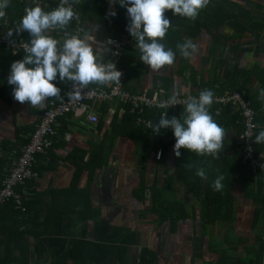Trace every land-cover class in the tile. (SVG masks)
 <instances>
[{"label": "crops", "instance_id": "0c3cea01", "mask_svg": "<svg viewBox=\"0 0 264 264\" xmlns=\"http://www.w3.org/2000/svg\"><path fill=\"white\" fill-rule=\"evenodd\" d=\"M16 1L23 7L21 13L18 11L21 17L24 15L25 6L32 3L38 4L44 11H50L60 5V0ZM255 2L257 0H207L195 19L179 14L172 16L169 25L173 33L180 38L179 44L191 41L195 45V51H200L198 56L193 54L187 59L192 68L203 74L204 82L209 81L206 77L218 80L220 84L227 80L234 81L240 70L250 68L252 61L253 67L258 64L264 68V52L255 56L250 53L248 59L243 62L247 65L240 64L237 68L236 64H233L236 60L230 53L228 62L223 58L224 47L218 43L222 36H242L238 28L231 27L236 21L237 9L252 13V16H242L241 20L252 21L263 14L260 5L257 8L253 6ZM94 3L95 7H90L87 17L82 21L84 33L81 37L85 34L96 36V41L90 42L96 62L102 65L113 64L112 48L107 44V39L120 38L125 33L127 22L124 21L123 14L121 17L123 9L111 5L109 0L105 1L102 10L98 0ZM74 13L76 14V10ZM104 13L107 17L102 20L99 17H103ZM110 13H115V19L111 18ZM3 30L1 35H8L7 29ZM61 31L63 30L60 28L51 29L49 35L57 33L58 42L62 43L65 34ZM24 35L29 39L27 32H24ZM12 36L16 37L17 33ZM170 38L166 33L161 43L166 48H171L177 56L179 50L177 46L173 48L169 45ZM128 46L134 48L135 41L131 40ZM225 49L227 52L229 48L226 46ZM7 50L6 48L0 62V188L4 169L13 164L25 142L30 141L44 108L57 103L63 97L66 99L71 83L55 81L60 93L56 97L45 99L37 106L14 100L11 96L12 86L7 84V76L2 75L6 70L9 72L11 63L22 59L25 53ZM139 57L140 55L133 63L132 72L128 73V76L127 72L117 67L120 61L115 66L125 72L130 92L150 97L165 96L167 99L173 95L176 97L186 93H198L200 88L187 82L185 76L179 73V67L174 70L175 62L153 71ZM205 60L207 64H217L218 68L223 65V71L218 73L216 67L211 72L208 71L202 64ZM235 68V74L231 75L229 72ZM200 78L201 75H198L196 80ZM108 85L89 86L100 90ZM260 90L261 84L254 80L251 93L263 104L262 115H258L259 124L255 135L264 127V98H260ZM123 104L118 99L95 104L88 102L83 108L58 121L53 147L37 156L35 169L39 174L38 178L28 182L22 189L25 210L19 209L12 202L0 207V264H148L142 257L143 248L153 251L154 259L150 264H264V171H259L258 175L253 173V179L248 181L249 175L239 173L238 170H228L231 168L230 162L224 159L229 156L232 160L233 146L238 143L239 130L234 126L226 127L222 148L215 157L209 156L218 160L220 167L226 166L223 175L216 172L214 179L201 178L200 188L193 185L194 180L191 184V179L186 183L173 179L162 189L167 177L175 175L177 156L173 147L159 161L156 159L157 151L141 153L140 147L129 138L119 137L107 165L94 171L86 165L102 143L105 133L111 131V121L116 112L120 117L123 115ZM104 109L107 111L105 115ZM145 109H140V115ZM90 112L99 116V122L101 119L106 120L102 130L89 121ZM118 144H125L126 149L135 148L126 154L137 155L136 167H145L141 172H124L128 162L122 163L120 160L114 164L117 165L116 169L110 171L114 169L110 167L114 166L113 158L119 152L116 151ZM106 148H110V142ZM256 148L258 158L264 162V143H256ZM202 161L211 162L208 157L202 158ZM80 166L84 167L83 170L80 168L81 171ZM147 166H152L151 179L145 173ZM208 170L210 168L204 169L205 173H210ZM143 176L147 189L152 187L162 190L161 193L164 192L168 199L184 203L186 211L190 214H198L206 207L218 214L224 212L228 217L225 220L216 219L206 223L199 217L196 220L186 219L179 221L171 230L168 222L161 224L150 213L151 193L147 191L143 198L136 194ZM217 177L222 178V190H214V194L216 197L221 194L222 197L218 199L222 201L216 199L210 202L206 198L212 182ZM210 191L212 192L213 188ZM123 198L126 200L121 203ZM125 201L128 204H124ZM130 207L132 212H139L138 219L146 221L139 219L137 232H133L129 239L124 230L129 227L126 221L123 222L124 227L120 226L122 234L118 238L112 236L115 226L118 225L113 224L112 217L118 214L121 220L126 219L127 214L131 212ZM149 226H155L156 237L153 238L151 234L146 238L145 233L149 232ZM133 237L140 241L138 245H142L135 250L131 247L134 245Z\"/></svg>", "mask_w": 264, "mask_h": 264}, {"label": "clouds", "instance_id": "9594fccd", "mask_svg": "<svg viewBox=\"0 0 264 264\" xmlns=\"http://www.w3.org/2000/svg\"><path fill=\"white\" fill-rule=\"evenodd\" d=\"M126 12L125 31L134 38L135 47L139 49V59L153 71L162 66L172 64L176 53L166 48L161 40L164 38L170 21L164 15L170 9L174 15L179 14L195 19L199 10L207 0H109ZM131 7H127V6ZM8 6V0H0V16ZM115 19V13L109 14ZM74 16L71 6L61 3L55 9L44 11L38 4L25 6L24 15L13 31L27 32L28 45L22 59L13 61L7 75V84L12 86L11 96L14 100L37 106L49 97H56L60 88L55 81H70L81 88L87 85L106 86L120 80V74L113 67L104 70L96 62L91 47L96 36L85 34L84 37L65 33V39L59 43L49 35V30L63 29ZM177 49L183 57H190L195 51L191 41L178 44ZM191 50V51H190ZM68 95H72L71 92ZM264 98V89L259 92ZM213 102V91L205 89L196 97H189L184 106L182 117L171 118L161 114L158 122L153 124L152 131L159 134L161 129H170L175 138L173 150L180 156L181 148H186L198 155L215 157L222 148L225 136L224 129L219 126L208 111ZM166 104H175L173 95ZM255 143H264V127L255 135ZM196 175L207 179L204 169L198 168ZM221 177L212 182V188H222Z\"/></svg>", "mask_w": 264, "mask_h": 264}, {"label": "trees", "instance_id": "16d2710c", "mask_svg": "<svg viewBox=\"0 0 264 264\" xmlns=\"http://www.w3.org/2000/svg\"><path fill=\"white\" fill-rule=\"evenodd\" d=\"M94 1H97V0H80V2L77 4L76 15L77 17L81 19V22L85 19V17H87V12L90 9V7H95ZM105 1L106 0H98V2H100L101 10H102V7ZM127 7H131V6H127ZM22 9L23 7L19 2L14 1V0H8V6L4 10V15L0 16V35L4 31L3 29L5 30L7 29V32H9V30L15 29V27L17 26L21 18V15L20 14L18 15V11L20 10L19 13H21ZM122 12L123 13H121V17L123 14L124 21L127 22L126 12L123 10ZM164 15L170 21L174 14L172 13V10L167 9L165 10ZM106 17L107 15L106 13H104L103 17H99V18L104 20ZM5 19H7L9 23L8 26H5L4 24V22L6 21ZM263 21H264V18H263ZM76 26H77V23L71 20L69 24L66 25L62 29L63 31H61V33L63 34L67 33L69 35H72L74 34L76 30ZM173 32H174L173 29L169 25L166 33L169 34V37H171L170 38L171 41H169V45L173 46L174 48L179 44L181 40ZM13 34L15 35L16 32L13 31ZM51 36L58 41L59 35L57 33H54ZM131 40L133 41L134 38H131ZM4 49L6 50L4 46L0 47V62L2 61V57L6 53ZM125 49H126L125 53L122 59L120 60V62L117 64V67L127 72V76H128L129 75L128 73L132 72L133 63L135 62L137 57L140 55V53H139L138 48H135V47L133 48L132 46H128ZM188 63L189 62L182 60L178 71L180 74L185 76L186 81L189 82L192 86L197 85L200 88L198 93H200V91L205 90V89H211L213 91V96L232 94L233 92H236V91L242 92L244 94L245 99L251 102L252 108L255 110V113L257 114L256 115V127H255V132H256L258 128V124H259L258 115L259 117L260 115H262L261 110H262L263 104L261 100H259L256 97V95H253L251 93V84L254 82V80H256L261 84V89H264V68L257 64L252 69L240 70L238 72V76L235 78L234 81H229V80L224 81V82L222 81L223 83L220 84L219 81L215 79L209 80L208 82H204L203 74H200L197 70L192 68ZM7 75H8V72L6 70L2 76H7ZM198 75H201V78L197 81L196 79ZM125 78H126V74H125ZM124 81H125L124 88L127 91H129L127 82L125 79ZM70 84L71 83H69V86ZM69 86H68V91H69ZM132 94H135V92H133ZM159 97H162V96H159ZM64 99L65 98L63 97L57 103L62 102ZM48 107L50 106H47L46 108ZM123 107H125L123 115L120 117L118 116L116 112L113 120L111 121V128H112V129L110 128L111 131L105 133L103 141L100 144L99 148L97 149V151H95L90 156L88 160V164L86 165L87 167L91 168V171H94L95 169H98V168H102L103 166L108 164L111 152L115 145V142L119 137L129 138L138 147H140L141 153H146V152L152 153V152L161 150L162 158H164L166 153L169 151V149L173 147L175 143V138L170 129H161L159 134H154L153 131H150L147 129L146 124L144 122L138 121V115L136 114V112H131L129 104H126V105L123 104ZM217 108H218L217 105H213L209 110V113L211 114L212 119L219 126H221L224 129V131L226 127L234 126L235 128L239 130L241 134L244 130L243 117L237 112L230 111L228 108H223L219 115H215V111ZM183 110H184V107H176V108H171L168 110H166L165 108H159V109L146 108L143 111V113L140 115V117L143 120H149L152 122V124H154L155 122H158L160 118L159 116L161 114H164L165 116L168 115L169 118H171L172 116L179 118L183 116L184 114ZM44 111H45V108L41 114V118L44 114ZM106 113L107 111L104 109L103 115H105ZM66 116L60 117L58 121H62ZM105 121H106L105 119H101V121L96 124L97 129L102 130L105 125ZM109 142H110V148L107 149L106 145ZM253 145L255 147V152L257 156L258 150L256 148V143L254 142V138H253ZM233 148L234 149H233L232 160H230L229 156H226V158H224L226 161L230 162L229 167L231 168H228V170H232L231 172H237L238 170L239 173L249 175L247 177L248 181L252 180L253 179L252 167L250 166V164L243 163V155H244L243 151L244 150H243L242 145L239 144V141H238V143L235 146H233ZM180 153H181L180 156H177L176 161H175V175L167 177V179L164 182V187L162 189L166 188L173 181V179L178 180L180 183H186V181L191 179L190 183L192 184V181L194 180L193 185H196L198 188H200L199 182L201 180V177L196 175V170L198 168H202V169L210 168V170H208V172L210 173H205L208 179L210 178L214 179L217 175L216 172H219L221 174L225 173L226 166L224 165L220 167L219 161L209 157L210 155H198L197 153L192 152L185 148H181ZM204 157H208L211 160V162L204 163L202 161V158ZM80 168L81 170L84 169L83 166H80L79 171H81ZM165 171L168 172V170L166 169ZM259 173H260L259 171L256 172V175H258ZM3 177H4V174H3ZM210 189H212V187ZM210 189L207 195L208 198L206 199H208L210 202L216 199L218 201H222L218 199V198H221L222 195L217 194V197H216V194H214V190L211 192ZM147 191L151 193L152 205H151L150 213H152V216H155L157 218L159 223L162 224V223L168 222L171 230L172 228L178 225L179 221L186 220V219L192 218L193 220H196L199 217L204 223H206L209 221H214L216 219L225 220L228 217L227 214H225L224 212L218 214L215 212H211L206 207H203L204 209L198 214L196 213L190 214L189 212L186 211L184 203L178 200L175 201V200L168 199L166 196H164V192L163 194L161 193L162 190H155L154 188L152 189V187L147 189L146 182L143 176L141 179V184L139 186V189L136 190V194L143 198L144 195L146 196ZM142 257L146 263L150 264V262H152L154 259L153 251L148 248H143Z\"/></svg>", "mask_w": 264, "mask_h": 264}, {"label": "built area", "instance_id": "2783aa9c", "mask_svg": "<svg viewBox=\"0 0 264 264\" xmlns=\"http://www.w3.org/2000/svg\"><path fill=\"white\" fill-rule=\"evenodd\" d=\"M79 2L80 0H60V4L63 3L64 6H71L73 13ZM72 21L77 23L76 30L72 35L82 36L84 33V26L82 25L81 19L74 13ZM4 24L5 26L9 25L7 20ZM131 38L133 37L126 31L120 38H108L107 44L112 48V58L114 63L106 65L99 64L104 70L113 67L114 71L120 74V80L111 83L100 90H95L89 85L81 88L78 84L71 82L68 93L71 92L72 95H68V97L62 102L52 104L50 107L45 108L41 121L32 133L30 141L22 147L21 153L13 164L4 169V177L0 188V207L6 203L12 202L19 209L25 210L22 189L28 184V182L38 178L39 174L35 169L37 156L41 153L47 152L53 147L57 135V123L60 117L78 111L88 102L95 104L118 99L124 104H129L131 106V112L135 111L137 113L138 121L144 122L147 129L152 131V122L149 120H143L140 117L141 108H165L168 110L176 107H184L188 102L189 97H196L199 95V93H186L184 95L176 96L175 104H166L165 102L168 99L165 97L136 95L127 91L124 88L125 72L116 69L115 66L122 58L124 50L127 44L130 43ZM27 45L28 39L24 35V31L17 33L16 37L8 36L6 34L0 35V47L4 46L15 53H25ZM213 105L218 106L215 115H219L223 108H228L230 111L237 112L243 117L244 130L240 134L238 140L244 150L243 163L250 164L253 173L264 171V162L256 156L255 147L253 145L256 127V113L252 108L251 102L245 99L242 92L236 91L232 94L213 96V102L209 106L208 111ZM88 119L92 124H97L99 122V116L93 112L89 113ZM156 157L158 160H161V150L157 151Z\"/></svg>", "mask_w": 264, "mask_h": 264}, {"label": "rangeland", "instance_id": "374dc122", "mask_svg": "<svg viewBox=\"0 0 264 264\" xmlns=\"http://www.w3.org/2000/svg\"><path fill=\"white\" fill-rule=\"evenodd\" d=\"M14 1H16V0H14ZM261 4H264V0H257V2H255L253 4V6H255L256 8L259 7V5H260L259 8H262L263 14L262 15L260 14L257 18L256 17L253 18L252 21L241 20L240 19L242 16H245V15L252 16V13L247 12L246 10H244V12H243L241 10V8L237 9L238 13H235L236 21H234V24H232L231 27H234L235 29L238 28L239 29L238 31L241 32L240 35H242L241 36L242 38L241 37L240 38L239 37L238 38H233V37H223L222 36L219 39L220 42L218 41V43L221 44L224 47L225 53H223V58L228 62L229 61V57L228 56H229V53H230L231 57L236 60V62H233V64H236L237 68L240 67L239 66L240 64L247 65V63L244 64L243 62L248 59V55L250 53H253V56H255L256 54H259L260 52H264V36H263L264 35V21H263L264 17H262V16H264V5H261ZM237 24H241L243 26L242 27L241 26L238 27ZM226 46H227V48H229L227 52H226V49H225ZM199 53H200V51L199 52L198 51H194L193 52V54H196L197 56L199 55ZM176 58H177V60L174 59V61H173V62H175V68H174L175 71L178 69V67L180 68V64H181L182 60H185L186 62H188L187 57L181 56L179 52L177 53ZM253 62L254 61H252L250 63V68L249 69L253 68ZM208 63L209 64L206 63V60L202 62V64L204 66H206L208 71L211 72L215 67L218 68L217 64L210 65V62H208ZM263 63H264V59H263ZM237 68L233 69L229 73L231 75L235 74ZM223 69H224V66L223 65L220 66L218 68V73H221L223 71ZM206 79L210 80L209 77H206ZM134 149L135 148L126 149V145L125 144H118V147H117L116 151L118 150L119 152L113 158V161H115L114 163L112 161L113 165L117 163V160L118 161L120 160L122 163L123 162H128V165L125 168L124 172H129V174H133L134 172L135 173L141 172L145 167L142 166L141 169L136 167L137 155L133 154V156H132L131 154H128V155L126 154V152H130L131 153L132 151H134ZM124 156H126V157L124 158ZM156 159H157V157H156ZM116 166L115 165L111 166L110 168L111 169L114 168V169L110 170V171L111 172L114 171L116 169L115 168ZM147 168L150 169L151 171L147 169L145 171L146 176H148L151 179V177H152V166H147ZM122 170H124V168ZM124 199L125 198L121 199V203H123ZM124 204H128V203H126V201H125ZM130 209H131V212H129L127 214L126 219H124V220H121V218H120V216L118 214L115 215L114 217H112L113 224L114 225L118 224V225L115 226L116 234H115V230H113L112 236L118 238L122 234V231L120 230V226L124 227L123 226V222L126 221L127 224L129 225V227H125L124 230H125V232H127L126 233L127 239H129V238H131V236H133V234H132L133 232H137V227H138V224L140 223L139 219L141 221H146V220H142L141 218L138 219L137 215L139 214V212H137L138 213L137 214V213H135V211L132 212V207H130ZM127 219H128V221H127ZM150 226H151V224H150ZM145 227H147V226H145ZM154 229H155V226L150 227L151 231L149 230L148 233H145L146 234V238L149 237V235H151V234H152L153 238L156 237V234L154 233ZM132 241L134 242V245H131V247H133L134 250L136 249V247L142 246V245H138V244H140V241L138 239H134V237H133ZM136 245H138V246H136Z\"/></svg>", "mask_w": 264, "mask_h": 264}]
</instances>
